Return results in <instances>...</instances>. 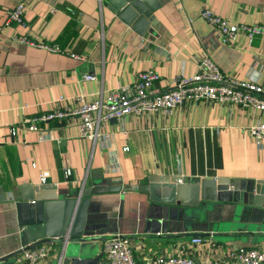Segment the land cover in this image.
I'll list each match as a JSON object with an SVG mask.
<instances>
[{
  "label": "crops",
  "instance_id": "crops-1",
  "mask_svg": "<svg viewBox=\"0 0 264 264\" xmlns=\"http://www.w3.org/2000/svg\"><path fill=\"white\" fill-rule=\"evenodd\" d=\"M20 2L25 28L6 22ZM156 2L150 28L140 36L102 0H0V259L13 261L23 248L11 199L19 197L21 186L48 185L59 195L75 196L98 183L106 192L90 197L85 226L96 251L103 253V241L115 236L129 240L135 264H151L160 255L215 264L232 250L264 251V234L246 231L256 225L240 222L236 205L191 209L140 192L151 177L264 182V138L251 134L253 126L264 124L263 112L185 102L169 115L131 114L103 122L95 141L80 136L77 118L40 124L36 132L20 127L51 112L60 98L63 105H75L79 97L101 100L140 73H157L154 88L163 91L176 77L194 76L205 56L234 80L264 88V39L240 36L223 44L220 32L200 17L209 11L230 26L264 25V0ZM19 35L82 60L18 43ZM65 168L72 171L69 180ZM44 173L48 177L41 183ZM197 238L204 240L194 242ZM47 244L48 260L37 264H60L61 244ZM100 264H106L104 255Z\"/></svg>",
  "mask_w": 264,
  "mask_h": 264
},
{
  "label": "built area",
  "instance_id": "built-area-1",
  "mask_svg": "<svg viewBox=\"0 0 264 264\" xmlns=\"http://www.w3.org/2000/svg\"><path fill=\"white\" fill-rule=\"evenodd\" d=\"M25 4L18 3L7 14V24H13L25 28L24 20ZM200 17L220 32L221 42L228 44L236 41L240 36L249 42L255 38L264 39V25L230 26L221 18L209 11H202ZM18 43L33 46L51 53L68 55L74 60H82L81 57L64 53L57 46H49L42 43L31 42L26 36H15ZM85 80L91 77L85 76ZM159 81V76L154 71L137 75L132 84L121 85L116 90L107 93L101 100L86 102L84 98H76L75 105H63L64 98L57 101L51 112L24 120L20 127L30 132L38 131L40 124L52 121H62L69 118L79 120V132L83 139L95 141L98 138V127L103 122L121 120L128 115H142L145 113H162L169 115L176 107L185 102L209 101L218 104L237 105L242 108H253L264 113V88L252 84L234 80L205 56L197 63V73L191 77H176L172 86L161 91L154 88ZM10 134L14 138L16 129L11 128ZM251 134L256 139L264 138V124H257L251 128ZM103 138L106 140L107 135ZM65 180L72 176L70 168L63 170ZM48 174L40 177L41 183H45ZM177 183H182L179 179ZM203 238H197L194 242H202ZM103 255L106 264H135L133 251L126 237L115 236L107 238L102 243ZM48 244H41L22 249V252L13 257V261L5 260L0 264H37L46 262L50 256ZM151 264H194L193 261L182 255L156 256ZM215 264H264V251L258 249L240 248L230 251L224 261Z\"/></svg>",
  "mask_w": 264,
  "mask_h": 264
},
{
  "label": "water",
  "instance_id": "water-1",
  "mask_svg": "<svg viewBox=\"0 0 264 264\" xmlns=\"http://www.w3.org/2000/svg\"><path fill=\"white\" fill-rule=\"evenodd\" d=\"M118 21L140 36L150 28L156 0H102ZM170 178L151 177L140 192L150 199L187 208L207 207L213 203L236 205L240 222H253L248 232L264 234V182L189 178L177 183ZM101 184L83 187L75 196L59 195L48 185L21 186L19 197L11 198L16 212L22 249L58 242L60 264H100L103 253L96 251L85 236L90 197L106 192ZM5 201H8L5 198ZM11 201V200H10ZM244 207V208H243ZM16 252L12 258L22 252ZM11 259V258H9ZM3 259L1 261H5Z\"/></svg>",
  "mask_w": 264,
  "mask_h": 264
}]
</instances>
